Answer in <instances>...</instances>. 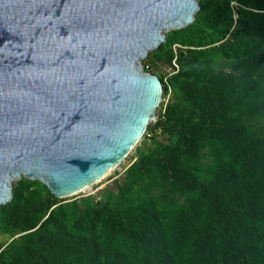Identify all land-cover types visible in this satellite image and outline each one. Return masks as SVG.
Wrapping results in <instances>:
<instances>
[{
    "label": "trees",
    "instance_id": "obj_1",
    "mask_svg": "<svg viewBox=\"0 0 264 264\" xmlns=\"http://www.w3.org/2000/svg\"><path fill=\"white\" fill-rule=\"evenodd\" d=\"M198 2L142 63L163 101L130 163L97 196L16 181L0 264H264V0Z\"/></svg>",
    "mask_w": 264,
    "mask_h": 264
},
{
    "label": "water",
    "instance_id": "obj_2",
    "mask_svg": "<svg viewBox=\"0 0 264 264\" xmlns=\"http://www.w3.org/2000/svg\"><path fill=\"white\" fill-rule=\"evenodd\" d=\"M199 0H0V206L25 178L58 199L117 166L162 99L143 61Z\"/></svg>",
    "mask_w": 264,
    "mask_h": 264
},
{
    "label": "rangeland",
    "instance_id": "obj_3",
    "mask_svg": "<svg viewBox=\"0 0 264 264\" xmlns=\"http://www.w3.org/2000/svg\"><path fill=\"white\" fill-rule=\"evenodd\" d=\"M150 55V54H149ZM145 61V60H144ZM143 61V62H144ZM170 69L166 68V67H160L158 70H154V72L158 75H165L167 72H169ZM163 99H161L155 113H154V116L156 117L157 116V111L159 110V107L162 103ZM151 123V122H150ZM149 123V124H150ZM148 124V125H149ZM146 133V132H145ZM145 135V134H144ZM143 135V137H144ZM143 139V138H142ZM141 142H138L137 145L135 146V148L126 155V157L111 171L109 172L103 179L99 180L98 183L96 184H93V186H91L88 190L86 189L85 191H82L76 195H73V196H67V197H64L62 199H65V200H70L72 199L73 197H77L79 195L81 196H86V195H93V196H97L100 192H102L104 189H106L109 185H111L112 181L114 179H117L119 177V175L123 172L124 168L130 163L132 157L134 156V152H135V149L138 147V146H141ZM1 241V239H0Z\"/></svg>",
    "mask_w": 264,
    "mask_h": 264
},
{
    "label": "bare ground",
    "instance_id": "obj_4",
    "mask_svg": "<svg viewBox=\"0 0 264 264\" xmlns=\"http://www.w3.org/2000/svg\"><path fill=\"white\" fill-rule=\"evenodd\" d=\"M116 166H113L112 168H110L108 171H106L102 177L100 179H98L96 182L86 186L85 188L81 189L79 192L85 191L86 189L88 190L91 186H93V184L98 183L99 180L103 179L109 172H111Z\"/></svg>",
    "mask_w": 264,
    "mask_h": 264
},
{
    "label": "built area",
    "instance_id": "obj_5",
    "mask_svg": "<svg viewBox=\"0 0 264 264\" xmlns=\"http://www.w3.org/2000/svg\"><path fill=\"white\" fill-rule=\"evenodd\" d=\"M233 6H235L236 4L235 3H231Z\"/></svg>",
    "mask_w": 264,
    "mask_h": 264
}]
</instances>
